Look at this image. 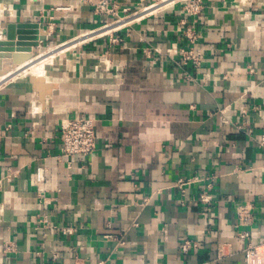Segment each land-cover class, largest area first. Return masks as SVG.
<instances>
[{
  "label": "crops",
  "instance_id": "obj_1",
  "mask_svg": "<svg viewBox=\"0 0 264 264\" xmlns=\"http://www.w3.org/2000/svg\"><path fill=\"white\" fill-rule=\"evenodd\" d=\"M204 2V59L182 69L154 52L187 43L178 5L97 32L108 19L79 0H0V40L8 22H37L32 53L55 52L42 97L29 77L0 87V264H245L264 242V7ZM68 117L94 119L91 154L59 158ZM180 177L196 179L182 191ZM238 202L253 204L245 226Z\"/></svg>",
  "mask_w": 264,
  "mask_h": 264
},
{
  "label": "built area",
  "instance_id": "obj_2",
  "mask_svg": "<svg viewBox=\"0 0 264 264\" xmlns=\"http://www.w3.org/2000/svg\"><path fill=\"white\" fill-rule=\"evenodd\" d=\"M79 2L83 5L90 6L95 14L105 16V18L108 19L100 28L91 31L111 25L115 26L113 27L115 31H120L123 28L129 29V26L133 22H138L149 15L159 14L178 5L180 8L179 24L184 27L183 34L187 43L181 44L173 42L165 50L155 47L154 52L165 55L170 59L177 60L178 65L182 69L188 65L197 68L204 59L202 48L197 46V40L200 38L201 33L196 27L198 23L197 17L205 7L204 0H138V8L136 9H132L131 6L128 5H123L120 0H79ZM262 7H264V0H262ZM107 33L108 32L102 33V36ZM111 42L119 43L120 38L111 36ZM185 77L187 79H192V76L187 73ZM59 137L61 140V154L59 158L91 154L96 149L97 142L94 119L86 117L64 118L61 121ZM43 175V168H38L36 171V181L39 183L42 182L44 180ZM195 179V177H180L176 180V186L184 191L185 186L195 181ZM53 199L54 197H44V201L48 200V202ZM200 200L209 203L211 201V195L207 192H203L200 194ZM235 209L240 226H245L252 222L253 204L251 202H238ZM66 231L70 232L71 228H67ZM239 236L241 238H250L251 232L248 230H241ZM13 244L12 242H6L4 250L6 252L13 251ZM197 246L198 241L196 239L185 238L181 243L180 249L182 254L187 256L192 249ZM244 259L245 264H264V242L256 244L249 241L244 248ZM32 264L42 263L35 261ZM98 264L109 263L106 260H101Z\"/></svg>",
  "mask_w": 264,
  "mask_h": 264
},
{
  "label": "water",
  "instance_id": "obj_3",
  "mask_svg": "<svg viewBox=\"0 0 264 264\" xmlns=\"http://www.w3.org/2000/svg\"><path fill=\"white\" fill-rule=\"evenodd\" d=\"M39 28L40 24L37 22H8L5 29V38L0 40V57L11 58L15 64L26 60L24 56H19L17 52L25 51L33 54V49L39 47L40 41L46 39L45 36L42 38L39 36ZM29 78L34 87L41 91V97L44 95V87L51 88L52 86L41 83L40 88V82L36 83L31 76Z\"/></svg>",
  "mask_w": 264,
  "mask_h": 264
},
{
  "label": "bare ground",
  "instance_id": "obj_4",
  "mask_svg": "<svg viewBox=\"0 0 264 264\" xmlns=\"http://www.w3.org/2000/svg\"><path fill=\"white\" fill-rule=\"evenodd\" d=\"M108 29H110L109 26L104 28V30H108ZM101 31H103V29H100L97 32H101ZM97 32H93V35ZM88 36H91V33H89ZM56 49H58V48H56ZM58 50L63 51V50H65V47L59 48ZM54 53L55 52H51L48 54L47 52H42L36 56L34 54H30L27 52H19L17 54L19 56H24L26 60H24V62H21L19 64L16 63V67H14L15 65L13 67L12 66L7 67V66L3 65L2 64V62H3L2 57H0V79H6V81L4 82V83H6L8 80H10V81L16 80L19 78H23L26 75H30L31 77L34 78V81L36 83H39V82L40 83H42V82L47 83L45 63L54 62V60H55V57H54L55 55H53ZM35 66H36V68H35V70H33L32 68H34ZM13 78H15V79H13ZM34 89H36V87Z\"/></svg>",
  "mask_w": 264,
  "mask_h": 264
},
{
  "label": "rangeland",
  "instance_id": "obj_5",
  "mask_svg": "<svg viewBox=\"0 0 264 264\" xmlns=\"http://www.w3.org/2000/svg\"><path fill=\"white\" fill-rule=\"evenodd\" d=\"M91 35H92V33H91ZM27 67V66H26ZM46 67V66H45ZM35 68H36V66L34 67V68H32L33 70H35ZM47 74H48V72H47ZM16 76V75H15ZM25 77H30V75H26ZM13 79H15V78H13ZM1 81H0V86L2 87L3 85H4V82L6 81V79H0Z\"/></svg>",
  "mask_w": 264,
  "mask_h": 264
}]
</instances>
